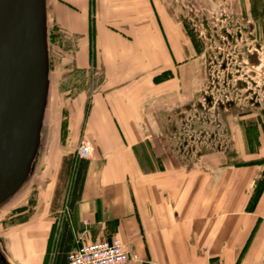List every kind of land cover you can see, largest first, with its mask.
I'll use <instances>...</instances> for the list:
<instances>
[{
    "label": "crops",
    "instance_id": "0c3cea01",
    "mask_svg": "<svg viewBox=\"0 0 264 264\" xmlns=\"http://www.w3.org/2000/svg\"><path fill=\"white\" fill-rule=\"evenodd\" d=\"M46 2L48 19L77 37L74 66H90L93 46L103 85L93 94L59 85L51 90L46 126L58 153L46 166L55 179L29 223L11 228L0 243V264H59L64 226L72 234L70 252L78 240L116 237L135 264H264L259 166L224 153L185 156L166 134L167 112L190 97L201 73L193 56L182 64L187 52L197 53L187 40L183 47L180 15L164 0ZM83 141L92 154L81 199L67 207L60 225L62 196L55 198L63 161L76 159ZM236 145L237 157H244L246 147Z\"/></svg>",
    "mask_w": 264,
    "mask_h": 264
},
{
    "label": "rangeland",
    "instance_id": "374dc122",
    "mask_svg": "<svg viewBox=\"0 0 264 264\" xmlns=\"http://www.w3.org/2000/svg\"><path fill=\"white\" fill-rule=\"evenodd\" d=\"M164 1L170 11L180 15L183 47L189 43L197 53L187 52L190 58L184 56L182 64L193 56L201 68L198 83L192 88L190 97L182 96V106L167 112L170 113L166 120L169 140H176V148L180 145L182 154L192 158L224 153L232 156L231 160L244 159L242 161L245 163H256L260 168L256 186L259 190L263 189L264 0ZM56 27L55 21L48 19L49 95L56 85L86 90L91 94L99 92L104 74L94 66L93 46L90 66L77 68L74 66L76 57L73 45L77 37L68 36ZM165 75L168 78V70ZM67 77L70 80H59ZM184 92L189 93V90L182 91V95ZM50 104L49 98L41 147L31 174L23 186L0 207V243L8 241L10 230L29 223L36 206L45 199L44 191L55 179L54 173L46 166L47 157L58 153L56 148H53L54 153L51 149L52 138L46 126ZM236 143L246 147L244 157H237ZM68 188L63 189L59 203L63 211L58 220L60 225L67 216L65 195ZM22 219L24 223L17 224ZM52 254L50 246L47 256L51 257Z\"/></svg>",
    "mask_w": 264,
    "mask_h": 264
},
{
    "label": "water",
    "instance_id": "95a60500",
    "mask_svg": "<svg viewBox=\"0 0 264 264\" xmlns=\"http://www.w3.org/2000/svg\"><path fill=\"white\" fill-rule=\"evenodd\" d=\"M49 92L46 0H0V207L31 174Z\"/></svg>",
    "mask_w": 264,
    "mask_h": 264
},
{
    "label": "built area",
    "instance_id": "2783aa9c",
    "mask_svg": "<svg viewBox=\"0 0 264 264\" xmlns=\"http://www.w3.org/2000/svg\"><path fill=\"white\" fill-rule=\"evenodd\" d=\"M91 154V145L83 141L77 150V159H89ZM77 245V248L68 254L69 264H135L137 262L132 250L116 237L94 243L78 240Z\"/></svg>",
    "mask_w": 264,
    "mask_h": 264
},
{
    "label": "trees",
    "instance_id": "16d2710c",
    "mask_svg": "<svg viewBox=\"0 0 264 264\" xmlns=\"http://www.w3.org/2000/svg\"><path fill=\"white\" fill-rule=\"evenodd\" d=\"M64 138V133H63ZM87 159H76L74 157H66L63 161L62 170L60 174V181L56 191V198L60 199L63 194V189L71 187V198L68 203V208L72 210L76 202L81 199L83 186L85 182V174L87 171ZM73 181V183H70ZM72 243V234L67 226L63 228V239L59 245V264H69L68 254L70 252Z\"/></svg>",
    "mask_w": 264,
    "mask_h": 264
},
{
    "label": "flooded vegetation",
    "instance_id": "af4514ba",
    "mask_svg": "<svg viewBox=\"0 0 264 264\" xmlns=\"http://www.w3.org/2000/svg\"><path fill=\"white\" fill-rule=\"evenodd\" d=\"M254 61V60H253ZM231 105V104H230Z\"/></svg>",
    "mask_w": 264,
    "mask_h": 264
}]
</instances>
